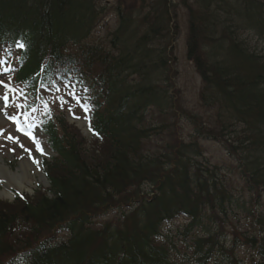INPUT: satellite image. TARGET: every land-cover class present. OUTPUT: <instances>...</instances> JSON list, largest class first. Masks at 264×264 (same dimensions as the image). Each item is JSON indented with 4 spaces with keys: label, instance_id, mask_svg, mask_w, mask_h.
I'll list each match as a JSON object with an SVG mask.
<instances>
[{
    "label": "trees",
    "instance_id": "1",
    "mask_svg": "<svg viewBox=\"0 0 264 264\" xmlns=\"http://www.w3.org/2000/svg\"><path fill=\"white\" fill-rule=\"evenodd\" d=\"M137 1L146 11L137 21L132 12L138 8L119 12L118 27L104 43L88 41L100 17L95 0H0V53L16 54L17 79L33 92L38 83L74 89L82 81L88 129L103 152L84 160L76 136L58 132L65 129L62 120L58 126L42 124L56 154L44 164L50 196L24 204L19 219L32 225V244L35 236L66 221L69 236L64 242H38L25 264H176L161 227L179 215L187 217L183 237L193 249V258L183 256L182 262L245 264L221 252L217 238L224 236L215 233L213 215L225 204L247 212L246 206L220 187L214 171L197 166V143L164 145L166 154L147 147L167 128L171 100L164 85V43L172 18L168 0ZM180 3L187 11V58L202 83L201 104L218 111L224 130L232 129L230 124L241 128L239 167L253 189H264V54L243 37L247 32L264 37V0ZM209 136L219 141L209 132H195V139ZM150 186L157 193L145 199L143 188ZM107 217L92 227L95 219ZM254 219L252 234L235 244L254 250L258 259L252 264H264V237L258 236H264V215ZM16 222L0 212V264ZM197 230L202 236L192 237Z\"/></svg>",
    "mask_w": 264,
    "mask_h": 264
},
{
    "label": "rangeland",
    "instance_id": "2",
    "mask_svg": "<svg viewBox=\"0 0 264 264\" xmlns=\"http://www.w3.org/2000/svg\"><path fill=\"white\" fill-rule=\"evenodd\" d=\"M168 1L172 21L170 23V42L166 40V43H164L168 49L167 70L164 78L166 82L164 85L170 97L171 105L169 113L164 116V121L167 124L165 136L160 141L153 138L150 143L148 142L147 147L150 148L152 146V149H155V153L163 152L166 154L167 151L163 148L164 145L175 146L181 142L197 143L200 148V156L193 159L198 164L197 166L200 168L203 166L202 168L214 171L220 187H224L227 193L238 200L240 204H245L247 209V212H245L235 206L231 207L226 204L222 212L216 209L217 213L215 211L213 216L216 217L215 221L218 229L216 228L215 233H222L224 236L217 238L222 247L221 252L233 255L237 260H243L245 264H251L254 258V251L249 247L247 248L243 243L241 245L235 244V240L242 241L244 234H252L251 230L253 229L249 227L255 221L254 218L264 215V189H253L239 167L242 158V149L238 144L242 134L241 128L236 124H230L228 128L232 129H226L228 131L226 133V130L223 129L224 125H222L224 119L218 117V111L216 109L208 110L201 104L200 91L202 83L193 63L188 60L186 54L187 11L182 7L180 0ZM95 4L99 7L100 17L89 34L88 41L91 42L102 41L107 43L118 27V14L124 9L133 11L138 8L132 12V19L135 21L146 11L143 10L142 5L137 0H134V2H128L127 0H95ZM118 8L121 9L118 11ZM254 35L252 32L243 33V37L250 39V47L264 54V37ZM6 54L4 52L0 53V81L8 85V88H4L0 84V95L4 92L8 93L7 106L0 99V158L3 159L4 165L14 173L17 170L19 171L21 163L32 164L33 168L28 165L25 170L29 176L28 181L35 179L36 182H32V188L26 184L30 188L27 193L16 192V196L18 195L20 199L23 198L22 200L17 199V197L13 199L10 195L6 198H0V212L16 216L20 214L24 204H33L48 188L43 185L41 179L39 180L35 171V168L37 169L36 164L33 163L35 158H40L41 160L42 155L37 153L33 143L26 136L17 131L15 122L12 119L8 120L7 116H15L16 119L19 118L18 120L22 125L34 129H39L38 124L42 118H63L65 132L71 137L76 136V140L79 142L78 149L84 160L101 158L103 152L102 146L98 142L87 135H83V126L79 125V122H85L89 116L87 99L84 98L87 96L85 95L87 86H84L82 81H79L74 86V89L70 85L57 88L47 86V88L40 91L41 100L35 104L36 98L32 97V91H27L22 85L16 84V70L12 64L16 57L13 60V56L9 57ZM3 69L6 71H3ZM26 93L29 95L27 96ZM69 93H72V95H69ZM77 99L80 101L79 104H77ZM45 104H47V109H45ZM81 105L86 106L87 110L85 111V108L81 107ZM196 130H200L202 133L209 132L210 135L216 136L219 141H214L210 136L208 137L209 139L207 137L195 139ZM9 136L14 137L18 143L8 139ZM38 138L41 144H45L44 136L39 135ZM21 145H23V148ZM25 148L29 151H25ZM9 154L12 157L9 156L7 160ZM52 159L53 157L46 158L48 163ZM37 179L38 181H36ZM143 189L145 193H148L147 199L155 195L154 192L153 194L150 193L153 187L150 186ZM224 211L225 213L223 214ZM206 214L209 215L211 213L208 211ZM109 218L95 219L92 227L97 228L101 222H105ZM187 222V217L179 215L172 221L162 224L161 227L162 240L165 241V244L169 243L173 246L172 250H170V256L173 261H177L176 264H190L187 261L185 263L182 262L183 256H187L188 259L193 258L190 238L186 239L183 237L182 226L187 224ZM67 223L63 224V228H65ZM206 225L211 227L212 222L208 221ZM28 230V226L22 225L20 229L18 228L12 234V259H19L30 248L35 246L36 243L32 244V236ZM255 231L259 230L255 229ZM50 235L53 239L67 238L65 230L54 234L51 233ZM41 236L42 240L49 237L48 234H41ZM193 236L201 237L202 233L197 230L192 233ZM258 236L264 237L262 234ZM10 256L11 253L9 258Z\"/></svg>",
    "mask_w": 264,
    "mask_h": 264
},
{
    "label": "bare ground",
    "instance_id": "3",
    "mask_svg": "<svg viewBox=\"0 0 264 264\" xmlns=\"http://www.w3.org/2000/svg\"><path fill=\"white\" fill-rule=\"evenodd\" d=\"M32 167L30 164H26L25 162L20 164L19 171L17 170L15 173L9 171L6 167L0 165V179L5 180L6 187L9 188H17L19 191L29 190L26 184L31 185V181L29 180V176L26 173V166ZM31 178V177H30ZM33 181V180H32ZM8 192V190H6ZM1 196H6V192L0 193Z\"/></svg>",
    "mask_w": 264,
    "mask_h": 264
},
{
    "label": "snow or ice",
    "instance_id": "4",
    "mask_svg": "<svg viewBox=\"0 0 264 264\" xmlns=\"http://www.w3.org/2000/svg\"><path fill=\"white\" fill-rule=\"evenodd\" d=\"M16 46L19 47V48H24L25 47V45L22 44V43H20V42H17V45ZM0 84H2L4 88H8V85L3 84L2 81H0ZM57 91H58V89H57ZM69 95H72V93H69ZM0 99H2L5 102V106H7V104H8V93L7 92H4L2 95H0ZM79 103H80V101H79V99H77V104H79ZM17 107H19V105H17ZM81 107H84L85 108V111L87 110L86 106L81 105ZM45 109H47V104H45ZM33 111H35V109H33ZM10 119H12L13 122H16L15 116L10 117ZM17 131H21V129L20 128H17ZM25 135H29L30 136V134L27 133V132L25 133ZM30 138H32V137H30ZM8 139L13 140L14 143H18V141L14 137L9 136ZM32 139H33V143H36L35 139L34 138H32ZM21 147L23 148V145H21ZM24 150L25 151H29L26 148ZM36 150L37 151H41V149H40V147H39L38 144H37ZM33 163H38V162L35 161V160H33Z\"/></svg>",
    "mask_w": 264,
    "mask_h": 264
},
{
    "label": "water",
    "instance_id": "5",
    "mask_svg": "<svg viewBox=\"0 0 264 264\" xmlns=\"http://www.w3.org/2000/svg\"><path fill=\"white\" fill-rule=\"evenodd\" d=\"M43 181L46 183L47 181H45L44 179H43ZM46 185H47V183H46Z\"/></svg>",
    "mask_w": 264,
    "mask_h": 264
}]
</instances>
